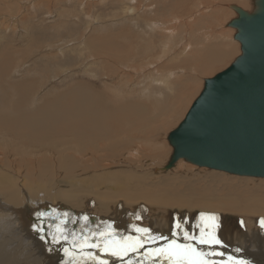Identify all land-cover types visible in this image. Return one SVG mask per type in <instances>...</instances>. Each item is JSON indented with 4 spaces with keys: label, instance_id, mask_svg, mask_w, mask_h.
I'll use <instances>...</instances> for the list:
<instances>
[{
    "label": "rangeland",
    "instance_id": "rangeland-1",
    "mask_svg": "<svg viewBox=\"0 0 264 264\" xmlns=\"http://www.w3.org/2000/svg\"><path fill=\"white\" fill-rule=\"evenodd\" d=\"M166 1L0 0V177L8 178L12 184L11 188L18 192L4 197L7 190L0 191V197L5 204L22 207L27 203L28 198L35 200L33 196L44 192L47 194L48 206L57 208L56 213H62L60 209L67 213L82 212L89 214L93 222L97 219L94 218L96 216L105 217L107 225L111 224V226L114 225L109 219L119 221L117 219H122L129 213L127 223L148 228L153 213H160L164 214V220L170 224V227L166 228L167 223H164L165 228L159 226L155 233L159 232L172 239H177L172 234L178 231L176 229L178 222L194 232L190 234L198 236L197 223L200 214H215L219 217L220 225L217 235L225 245L219 250L226 255L250 260L252 264H264V255L261 256L258 252L260 249L249 248L242 243L244 235L250 232H258L260 235L262 233L264 238V230L259 226L260 218H264V179L244 178L202 169L184 160H180L174 168L183 172L181 178L175 177V170L169 173H155V169H162L168 163L173 152L168 136L184 120L202 92L204 81L226 70L241 55L240 44L234 40L235 30L227 27V24L237 17L229 6L242 4L244 6V0L241 2L240 0H192L187 8L191 15L186 12V16L185 13L178 15L181 12L177 13V0H168V3ZM206 1L218 8L201 10L203 8L201 3ZM145 4L154 6L146 10ZM130 5L139 11L140 16H137L136 20L126 14ZM245 6L246 9L240 8L251 11L253 7L251 0H248ZM216 10L221 16L216 15L215 18ZM197 14L198 17L194 19ZM187 16L185 20L188 27L180 21ZM178 17L181 18L176 21ZM153 20L158 21V25L156 24L158 29L161 23L171 22L167 24L166 29L175 30L176 36L169 38L151 31L152 26H146L151 25ZM194 20L198 22L195 24ZM191 23L194 26H190ZM190 27L192 31L189 30ZM206 27L211 28L214 32L213 36L209 37ZM166 29L163 28V31L167 32ZM149 35L154 37L150 38ZM217 44L223 45L225 49L234 48V51L221 64L212 67L206 73H189L188 67L184 66L188 63H197V59H192L194 58L191 56L192 52H187L186 47L192 48L191 51L196 48L194 51L199 53L208 51L211 45L218 48ZM121 47L128 52L124 54L126 58L121 54L112 55L121 53ZM179 67L185 69L186 77L195 75L191 89L184 90L182 86H178L183 82L182 79L177 82L175 79L170 80L169 86L160 82L159 79L165 81V75L174 68L177 77H182L184 74L181 75L182 70ZM138 69L141 72L137 73ZM150 78L158 81L152 82ZM135 85L145 88L137 89ZM147 88L146 93L140 92ZM182 96L186 99L178 112L180 114L166 117L163 121V124L166 123L163 137L167 147L164 149L163 162L160 159L162 165L155 164L157 161L154 156L145 155L149 152L138 151L134 143L129 150L130 154H124L122 150L109 156L96 153L94 156L86 157L89 168L80 167L87 161L72 148L80 147L79 140L89 143L88 140L97 138L100 133V130H97L99 128L92 126L86 131L81 130L83 134L76 139L63 123H50L51 114L56 109L67 106L71 109L76 107L89 111L86 103L93 102L99 105L97 108L104 109L103 116H114L118 124L122 107L127 103L123 99H131L133 103L138 102L139 99L152 100L153 103H149V108L155 110L159 101L169 108L172 106L170 104L176 101V97L181 99ZM161 123L162 121L158 124ZM72 128H78V125L75 124ZM119 133L121 132H117L116 136ZM122 133L123 136L135 134L128 123L123 126ZM68 160H72L74 165L68 166ZM44 165L51 168L50 173L43 169ZM215 173L220 177H214ZM114 175H117V179H120L118 176L124 178L127 175L140 176L141 181L169 178L182 185L183 198L178 205L165 204L166 196H169V199L175 196L168 193L167 190L170 188H166L165 185L163 191L155 189L150 192V196H154L152 201L142 199V196L150 190L145 184L131 188L128 183L120 180L123 187H119L112 180H105L104 185H99L98 177L113 179ZM0 182L1 185L4 184L2 179ZM189 186H193L195 191H191ZM110 194L114 198H111ZM119 194H127L135 201ZM16 198L18 202L15 201ZM53 200L54 202L57 200L56 205L53 204ZM258 202L261 204L257 205ZM100 207L108 213H102ZM33 211L34 209H28L27 214L31 212L33 214ZM31 221V224L22 230L23 233L2 237L4 243L21 248L20 254L26 264H63L65 260L61 251L63 245L53 246L42 242L32 228L36 221ZM241 221L244 222L243 225ZM94 224L98 225L96 222ZM192 226L193 229L190 228ZM81 228L80 225L76 229L81 231ZM86 228L89 231H99L87 226ZM113 228L116 232L121 230L117 227ZM122 232L126 231H121V237H127ZM119 239L120 237H117V240ZM179 241L188 243L183 239L182 233L179 235ZM163 244L164 242L161 241L146 245L137 253H129L124 260L99 249L93 251L109 262L108 264H129V262L153 264L144 253L149 247H160ZM49 247L53 248L51 253L47 251ZM198 247L203 246L198 245ZM237 248H242V251L240 253L235 251ZM255 253L258 256H255ZM156 264H160L159 258ZM163 264H167V261H163Z\"/></svg>",
    "mask_w": 264,
    "mask_h": 264
},
{
    "label": "bare ground",
    "instance_id": "bare-ground-1",
    "mask_svg": "<svg viewBox=\"0 0 264 264\" xmlns=\"http://www.w3.org/2000/svg\"><path fill=\"white\" fill-rule=\"evenodd\" d=\"M136 2V0H133V2ZM247 3H246V2ZM138 2V1H137ZM157 2H159V0H157ZM165 2V1H164ZM176 2V1H175ZM191 3L192 0H177L176 2V5L177 8V13L178 11L181 12V13H178V15H182L183 13H185V16L187 15L186 12H189V10L187 9L189 7L188 3ZM195 2V1H194ZM241 2V0H240ZM245 4L244 6L240 5L238 7H243L244 9H246V4H248V0H244L243 1ZM166 3H168V0L166 1ZM196 3V2H195ZM158 4V3H157ZM214 4V3H213ZM132 5V4H131ZM126 7L128 8V10L126 11V14H129L131 16L129 17H132L133 20H136V17L137 16H140L139 15V11L136 7ZM152 4H145L144 6V9L146 10H149L151 9L153 6H151ZM156 5V3H155ZM159 5H162L161 3H159ZM194 5V4H193ZM199 5V4H198ZM208 4V2H203L201 3V7H203L201 10H210L211 8L214 9V8H218V6H215V5H212ZM218 5V4H217ZM124 6V5H123ZM163 6V5H162ZM195 6V5H194ZM197 6V5H196ZM200 6V5H199ZM229 6V5H228ZM227 6V7H228ZM4 7V6H3ZM214 7V8H213ZM220 7V6H219ZM230 7V6H229ZM228 7V8H229ZM154 9V8H153ZM191 9V8H190ZM193 9V7H192ZM195 9V8H194ZM197 9V7H196ZM195 9V11H196ZM243 9V10H244ZM174 10V9H173ZM142 11V10H141ZM159 11V10H158ZM184 11V12H183ZM121 12V11H120ZM198 12V11H197ZM205 12V11H204ZM150 13V12H149ZM148 13V14H149ZM190 15H191V12H189ZM147 14V13H146ZM196 13L194 12L193 15H195ZM214 14H215V18H216V15L218 16H221V14L216 10V13L214 11ZM180 15V16H181ZM192 15V16H193ZM202 15V14H201ZM205 15V14H204ZM207 15V14H206ZM118 16V14H117ZM143 16V15H142ZM150 16V15H149ZM154 16V15H153ZM191 16V17H192ZM7 17V16H6ZM116 17V16H115ZM198 17V14L193 17L194 19ZM205 17V16H203ZM208 17V15H207ZM214 17V16H212ZM117 18V17H116ZM119 18V17H118ZM127 18V17H126ZM181 17H178L176 19V21H179ZM186 18L187 17H184L183 19H181L180 21L182 22V24H184L186 27H188L186 25ZM219 18V17H218ZM211 19V18H210ZM125 20V19H124ZM131 20V19H130ZM147 20V19H146ZM150 21V20H149ZM191 21V19L189 20ZM156 22V23H154ZM174 22V21H173ZM195 22V24L198 22V21H193ZM131 23V22H130ZM138 23V22H137ZM158 23V21H154L153 20V23L150 25V24H147L146 27L148 26H152L151 28V31H153L154 33H160L161 35H166L168 36L169 38H172L176 33H175V30H168L166 29L167 27V24L168 23H171V22H167V23H161L160 24V29H158V26H156V24ZM132 25V24H131ZM158 25V24H157ZM177 25V24H176ZM194 26L192 23L190 24V26ZM129 26V25H128ZM165 26V27H164ZM175 26V25H174ZM212 26V25H211ZM149 27V28H150ZM178 27V26H177ZM144 28V27H142ZM163 28L167 30V32H164L163 31ZM189 29V28H188ZM145 30V29H144ZM187 30V29H186ZM191 30V27L190 29ZM188 30V31H189ZM210 36H213L214 35V32L211 31V28H208L206 27V29ZM140 31V30H139ZM192 31V30H191ZM145 32V31H144ZM177 32V30H176ZM207 32V33H208ZM175 33V34H174ZM206 33V34H207ZM142 35V34H141ZM153 35V34H152ZM152 35H149L150 38H153L154 36ZM196 35V34H195ZM176 36V35H175ZM182 36V35H181ZM140 37V36H139ZM142 37V36H141ZM140 37V38H141ZM188 37V34L186 36V38ZM207 37V36H206ZM137 38V37H136ZM178 39V38H177ZM135 40V39H133ZM205 40V39H204ZM208 42L210 41V39H206ZM141 41V40H140ZM185 41V40H184ZM222 41V40H220ZM137 42V40H136ZM139 42V41H138ZM163 42V41H162ZM133 43V42H132ZM194 43V42H193ZM206 43V42H205ZM189 44V43H188ZM196 44V43H195ZM194 44V45H195ZM209 44V43H208ZM197 45V44H196ZM199 45V44H198ZM218 45V44H217ZM125 46V45H124ZM123 46V47H124ZM186 46V43L184 45V47ZM192 46V44H191ZM219 46V45H218ZM225 46V45H224ZM121 47L120 48V52H118V54H112L113 56H121L123 58H126L124 57V54H127L128 52L124 50V48ZM196 47V46H195ZM193 47V48H195ZM212 47V48H211ZM211 47H209L210 49L208 51H205L203 49V51L205 52H199V53H196V48L192 50V48L187 49V52H192L191 56H193L194 58H192L193 60L194 59H197V63H194V64H189L188 65H185L184 67H188L189 69V73L191 72H200V73H206L208 72L212 67L216 66V65H219L221 64L225 58H227L234 50V48H230V49H225L223 47V45L219 46L218 48L216 47H213L211 45ZM236 47V46H235ZM199 48V47H198ZM197 48V49H198ZM237 49V48H236ZM241 50V48H240ZM164 51H166L164 49ZM166 53V52H165ZM188 56V55H187ZM181 58V57H180ZM186 58V57H185ZM184 59V58H183ZM189 59H190V56H189ZM192 62H195V61H192ZM169 65V64H168ZM167 65V66H168ZM181 65V64H180ZM153 66V65H152ZM183 66V64H182ZM140 67V66H139ZM166 67V66H165ZM154 68V66H153ZM164 68V67H163ZM167 68V67H166ZM168 69H170V67L168 66ZM167 69V70H168ZM179 69H181L182 71L180 72L181 75L184 74L182 77L178 76L177 77V74L175 72V68L172 69V71L169 72L168 75H165L164 77L166 78L165 81L164 79H159L160 82L162 84H166L167 86H169L168 84L170 83L169 81L170 80H174L175 79V82H177L179 79H182L183 82H181L178 86H182L184 88V90H188V89H191L193 84H194V76L193 75L192 77L191 76H188L186 77V73H185V69L182 68V67H179ZM157 71L158 68H157ZM156 71V72H157ZM180 71V70H179ZM188 71V70H187ZM141 72L139 69L137 70V73ZM165 72V71H164ZM168 72V71H167ZM179 73V72H178ZM179 73V74H180ZM188 73V74H189ZM199 73V74H200ZM160 74V73H158ZM178 74V75H179ZM195 74V73H194ZM196 76H199V75H196ZM162 77V76H161ZM180 77V78H179ZM149 80H152L151 78ZM158 81V79H155V80H152L153 81ZM197 80V79H196ZM200 82V81H199ZM138 84V83H137ZM173 84V83H172ZM146 85V84H145ZM137 89L139 88H142L141 86H138L135 85ZM147 86H148V83H147ZM176 87V86H175ZM145 88V87H144ZM169 88V87H168ZM171 88V87H170ZM178 88V87H177ZM148 90L147 89H144V91H140V92H143V93H146V91ZM174 90V89H173ZM172 90V91H173ZM177 90V89H176ZM170 92V91H169ZM191 92V91H190ZM143 93H140L141 95H144ZM146 96V95H145ZM185 97H181V99H178L177 97L175 98V102H173L172 106H170L169 108L166 107V104H162V103H159L158 102V105L156 106V109L154 110L152 107L149 108V103H153L152 100H142V99H139L138 102L136 103H133L131 99H123L125 102H127L125 105H123L122 107V115H121V118H120V122L118 124H116V120L114 118V116H103L104 114V109H101V108H97L99 105L98 104H94L93 102H87L86 103V107L89 108L90 110L87 111L85 110L84 108H76V107H73L72 109L67 107V106H64V107H61L59 109H56L54 112H52L51 114V118H50V123H54V122H57V123H63L65 128L70 130V133L72 135L75 136V138L77 139V137L82 133L81 130H87L88 128L92 127V126H97L99 129L97 130H100V133H99V136L95 139H92V140H88L89 143H86V142H83L84 140H79V143H80V147L78 148L77 146L72 148L75 150V152H77L80 157L87 161L85 164L83 165H80V167H83V168H89V164H88V159H86V157L88 156H94L96 153H99V154H104L105 156H109V155H112L114 154L115 152H121V150L123 151L122 153L124 154H130L129 153V150L131 147H133L134 143H136V148L138 151H141V152H144V153H147L145 154L146 156H149V157H155L157 163L155 162L156 165H162V162L164 160V149L167 147V143H165V138L163 137L164 133H163V129H164V125L166 123L163 124V121L166 119V117H171L173 116L174 114L180 112L181 110V107L185 104L184 101H185ZM159 100V99H158ZM154 106V104H153ZM150 111H152V113H150ZM70 115L72 117H70ZM175 115V116H177ZM178 117V116H177ZM168 119V118H167ZM161 124H158L159 122H161ZM168 122V120H167ZM171 122V121H170ZM112 123V125L110 124ZM125 123H128L130 124V127L133 129L134 131V135H130V136H123L122 134V128L123 126L125 125ZM169 123V122H168ZM167 123V124H168ZM75 124L78 125V128H72ZM117 132H121L119 133L118 136H116ZM122 135V136H121ZM73 139V138H72ZM74 139V140H76ZM163 141H161V140ZM167 142V141H166ZM160 159H162V162L160 161ZM67 164L68 166H73L74 165V162L72 160H68L67 161ZM123 165H126L125 163H122ZM178 164V163H177ZM176 164V165H177ZM175 165V166H176ZM140 166V165H139ZM68 168V167H66ZM175 167H173V171L175 170L174 169ZM200 168V167H199ZM43 169L44 170H48L49 173L51 172V168L47 165H44L43 166ZM202 169H205V168H202ZM114 170V169H113ZM172 170H170L172 172ZM170 171L168 172H165V173H169ZM151 172H154V171H151ZM217 172V171H216ZM219 172V171H218ZM155 173H157V169H155ZM183 172L181 171H176L175 170V177L177 178H181L183 176L182 174ZM221 173V172H220ZM151 174V173H150ZM153 174V173H152ZM173 174V173H172ZM226 174V173H225ZM190 176V175H188ZM232 176H235V175H232ZM90 177V176H89ZM120 179H117V175L113 177V179L111 178H103V176H100L98 177L99 180V185H104V181L105 180H112L115 184H117L119 187H123L121 185V181H123L124 183H128L130 185L131 188H135V187H141L143 184H145L147 187H150V190L145 193L143 196H142V199H144L145 201H152L151 199L154 198V196H150V192L154 191L155 189L156 190H159V191H163L165 190V187L166 188H170L168 189V193L170 195L174 194L175 196L171 199H169L170 197L169 196H166V200H164L165 204L167 205H178L180 200L183 198V196H181L182 194V190H183V187L182 185H180V183H178L177 181L175 180H170L169 178H164V177H161V178H157L156 180H154L153 178L152 179H145L144 181H141L140 179L142 177L140 176H134V175H127L125 178L124 177H121V176H118ZM214 177H220V175L218 173H215L214 174ZM240 177V176H238ZM101 178V179H100ZM245 178V177H244ZM246 178H249V177H246ZM0 179H2V181L4 182L3 185H1V182H0V191H6L5 194H4V197L6 195H9V194H12V193H18L15 189H12V184L11 182L9 181L8 178L6 177H0ZM90 179V178H88ZM93 179H96V178H93ZM130 180V181H128ZM117 182V183H116ZM163 185H165V187H163ZM189 189L191 191H195V188L193 186H189ZM151 192V193H152ZM121 196H126L128 197L130 200H133L135 201V199H132L130 198L127 194H119ZM35 198V200H38V201H35L33 199H29L27 200V203L25 205H23L22 207H12L8 204H5L3 201H2V198L0 197V264H26V262L23 260V258L21 257V254H20V251H21V248L18 249V246H11L12 244H9V245H6L4 243V241L2 240V237L4 236H7V235H10V234H21L23 233L22 230H24L25 228H27L30 224H31V220L33 221H36V217L35 216V213L37 211H50V212H56L57 208L53 207V206H48V202L47 201V194L44 193V192H41L39 194H37L36 196H33ZM110 197L111 198H114V196H112V194H110ZM51 197H49L50 199ZM15 201H19L17 198L15 199ZM57 201V200H56ZM55 201V202H56ZM25 200L22 202L24 204ZM52 203V200L50 201ZM54 202V200H53ZM55 202L53 204H55ZM57 204V202H56ZM55 204V205H56ZM261 203L258 202L257 205H260ZM62 205V204H61ZM101 208V211L102 213H108V211H104L102 207ZM28 209H34L33 211V214L32 212L28 215ZM59 211H61L62 213L63 210L60 209ZM58 212V211H57ZM70 215H69V219H70V222L67 223L65 225V227L67 229H69L70 232H75L77 234H79L81 231H78L76 228L78 226H83L84 222L82 220V217L87 215L89 217V224H87L86 226L87 227H90V228H94V229H99V231H102L106 225H107V222L105 221V217H99V216H96L94 217L96 220V224L98 225H95L92 220V218L89 216V214H82V212H79V213H73V212H69ZM31 215V216H30ZM107 216V215H105ZM93 217V216H92ZM153 218H151L150 222H149V229H151V231L153 230V233L154 234H157V235H161L163 236L161 233L159 232H156L155 231L157 230V228L159 226H162L164 227V223H167V226L166 228H169L170 227V224L164 220V214H160V213H153ZM127 218H129V213L122 219H117L119 221H115V220H111L109 219L114 226L112 227H117L118 229H121L119 230L117 233V237H120L121 238V231H126V232H122L123 235H127V236H137L138 234L133 230L132 228V225L133 224H129L126 222ZM148 219V218H147ZM71 221H75V222H71ZM53 223H56V221H52ZM137 225V224H135ZM138 226V225H137ZM184 226V225H183ZM140 227V226H138ZM145 228V227H143ZM165 228V227H164ZM190 228H194L193 226L190 227ZM16 229V230H15ZM184 229L187 230L189 233H194V232H191L189 231V228L188 227H185L184 226ZM191 229V230H192ZM247 230V229H246ZM93 231V230H92ZM248 231V230H247ZM197 232L199 233V231L197 230ZM243 234V233H242ZM244 238V239H243ZM242 238V243L246 244L249 248H253L255 247L256 249H260V251H258L260 254L259 255H264V238L262 237V233L260 235V233L258 232H250L248 233V235L246 234V236L244 235V237ZM233 240V239H232ZM235 240H237V238L235 237ZM240 240V239H239ZM234 241V240H233ZM232 241V242H233ZM238 241V240H237ZM181 243H186V242H182L180 241ZM230 242V240H229ZM240 242V241H239ZM237 243V242H236ZM240 243V244H242ZM244 244V245H245ZM231 245V244H230ZM238 246V245H237ZM241 247V246H240ZM246 247V246H245ZM244 247V248H245ZM228 248V247H227ZM247 248V247H246ZM242 249V248H241ZM224 250V249H223ZM251 250V249H250ZM98 251V250H97ZM100 251V250H99ZM233 253V252H232ZM240 253V252H239ZM252 253V252H251ZM108 254V253H107ZM248 254V253H247ZM256 254V253H255ZM226 255V253H225ZM228 255V254H227ZM226 255V256H227ZM235 255V254H234ZM241 255V254H240ZM261 255V256H262ZM226 256H225V259H226ZM242 256V255H241ZM246 256V255H245ZM249 256V255H248ZM255 256H258V254H256ZM110 257V255H109ZM132 257V256H131ZM264 257V256H263ZM105 258V257H104ZM114 259V258H113ZM262 259V258H261ZM264 259V258H263ZM124 260V259H123ZM113 261V260H112ZM125 262V261H124ZM109 263V262H108ZM123 263V262H122Z\"/></svg>",
    "mask_w": 264,
    "mask_h": 264
},
{
    "label": "water",
    "instance_id": "water-1",
    "mask_svg": "<svg viewBox=\"0 0 264 264\" xmlns=\"http://www.w3.org/2000/svg\"><path fill=\"white\" fill-rule=\"evenodd\" d=\"M251 2V11L230 6L237 17L227 27L235 30L241 55L204 81L184 120L169 134L173 152L157 172H168L184 160L229 175L264 179V0Z\"/></svg>",
    "mask_w": 264,
    "mask_h": 264
},
{
    "label": "snow or ice",
    "instance_id": "snow-or-ice-1",
    "mask_svg": "<svg viewBox=\"0 0 264 264\" xmlns=\"http://www.w3.org/2000/svg\"><path fill=\"white\" fill-rule=\"evenodd\" d=\"M36 223L33 224V231L42 242L53 246L63 245L61 251L65 260L63 264H108L107 261L97 256L95 249L118 257L121 260L129 253H137L146 245L157 244L163 241L160 247H149L144 255L156 264L157 258L160 264L167 261V264H252L250 260L228 255L225 260V252L220 248L225 247L217 235L220 225L217 223L219 217L211 213H201L197 228L199 235L190 234L184 229L182 223L176 224L178 231L173 232L172 239L167 236L153 234L151 229L132 225L137 236L121 237L117 240L116 230L108 224L102 231H89L86 225L89 222L87 215L82 217L84 222L79 234L70 232L65 225L70 222L69 213H56L37 211L35 213ZM139 219V217H137ZM52 221H56L53 223ZM75 222V221H71ZM243 221L241 224L243 225ZM259 226L264 230V218H260ZM188 243H181L179 235ZM50 238V239H49ZM198 245L203 247H198ZM50 253L52 247L47 248ZM235 251H242L237 248ZM130 264V262H129ZM143 264V262H141Z\"/></svg>",
    "mask_w": 264,
    "mask_h": 264
}]
</instances>
